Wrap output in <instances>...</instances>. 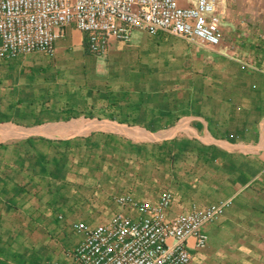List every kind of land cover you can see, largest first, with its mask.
<instances>
[{"label":"crops","instance_id":"obj_1","mask_svg":"<svg viewBox=\"0 0 264 264\" xmlns=\"http://www.w3.org/2000/svg\"><path fill=\"white\" fill-rule=\"evenodd\" d=\"M211 19L214 46L134 27L97 52L69 23L51 53L0 57V264L68 261L75 223L148 215L163 191L166 219L229 201L188 264H264V7L216 0Z\"/></svg>","mask_w":264,"mask_h":264},{"label":"built area","instance_id":"obj_2","mask_svg":"<svg viewBox=\"0 0 264 264\" xmlns=\"http://www.w3.org/2000/svg\"><path fill=\"white\" fill-rule=\"evenodd\" d=\"M264 7V0H261ZM216 0H0V57L43 50L51 53L62 28L74 25L86 33L91 51H103L108 39L127 40L134 27L150 32L164 29L208 46L220 41V26L211 19ZM120 203L128 196H118ZM170 192L163 191L154 206L141 205L148 215L129 218L116 213L108 221L75 223L83 237L70 260L60 264H188L187 238L205 245L201 225L218 216L229 202L222 199L203 209L166 219Z\"/></svg>","mask_w":264,"mask_h":264}]
</instances>
